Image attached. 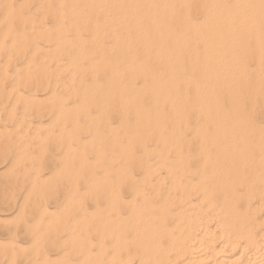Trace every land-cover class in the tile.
<instances>
[{"label": "bare ground", "instance_id": "6f19581e", "mask_svg": "<svg viewBox=\"0 0 264 264\" xmlns=\"http://www.w3.org/2000/svg\"><path fill=\"white\" fill-rule=\"evenodd\" d=\"M6 1L8 2V0ZM13 1L15 2V0ZM13 1H11V5ZM45 1L46 0L43 2L44 4H46ZM57 1L58 2H55L56 4L58 3V7L57 5L54 6L57 7L58 13H54L53 15H56V18L58 14L57 19L59 18V21L56 24L58 30L57 34H60V36L57 38L55 37V48H58V50L61 47L63 50L66 47L69 48L68 46H70V44L68 43H70V40L67 38L66 34L68 33H66V30H70L69 32L72 33L74 41L77 43L75 51H73L74 54L70 56V58H68V55L72 54V52L69 53L71 50L66 49V53H69L66 55L68 61L67 63L63 61L66 63L67 68L70 69L71 76L74 77L76 74L80 76L84 72L83 64H81L82 61L86 60V62H91V56L88 55L87 48L85 49L84 47L87 43L84 45V41L80 39L81 29L89 26L88 28H90L91 34H89L87 28L88 32L85 31V34L88 33L90 35V40L94 47H99L100 39L102 37L104 38L105 35H108L110 38V44L109 46L107 45L108 47L106 46V53L109 54V61H111L113 65L106 64L101 56L100 58H96L94 65L97 63V66H95L96 69L109 68L107 69L109 70V74L105 73V75L108 74L110 78L109 82H111L113 92L121 93L119 95L121 96L122 110L120 125H122L124 129L123 137L126 138H123L125 140L124 146L122 145L124 154H121L122 156L124 155V160H122L123 162L125 161L124 168L126 171L123 172L122 177L125 183L124 188L127 189V193L125 194L129 193V196L124 200L121 198L123 200L124 218L122 215L120 218L117 210L118 206H121V204L119 205L121 199L116 192L112 193L113 199L110 202V214H107V218H112V224L116 226H114L115 232L105 233L106 231H101L97 233V238L94 239L96 242L93 243L95 244L93 247L96 246V253L94 258H92L94 261L93 263L264 264V6L263 4L261 6L262 0H233V5L230 8L225 6L224 0H210L209 4L202 9V15L203 22L211 26L208 28L205 27L204 32L200 33L197 32L199 23H194L189 17L190 9H192V5L196 3H193L192 0ZM5 2L4 4H7ZM25 4L27 3L25 2ZM247 5L252 11L248 10ZM16 7L18 8L19 6ZM19 9L20 8H18V10ZM50 11L52 12L53 10ZM255 13L258 17L253 16ZM180 14L182 17L179 16ZM7 15L8 13H6V16ZM53 15L52 17H54ZM46 16L49 18V15ZM52 17L50 15V19H52ZM97 17H100V19H97ZM14 21L15 20H13V22ZM175 22L179 23V25H181L180 27L185 28L186 31L193 34L194 38L188 45L186 43L188 32L181 33V35L177 36L173 34L174 32L171 34V32L167 31L164 33V36H160L163 29L174 25ZM19 24L18 26H20ZM146 26L152 30L153 39L157 41V44H151L149 41L150 36L146 34ZM149 28L147 30H149ZM52 29H50V31H52ZM54 32L56 33V30ZM104 32L106 33L105 35H103ZM41 36L43 38V35ZM108 37L106 36V39ZM51 38L53 37L51 36ZM31 40H33V37ZM50 41L54 40L52 39ZM196 42H200L201 44L200 52L196 50V44H198ZM52 43L54 42H51V44ZM168 47H171V49L173 47V50L178 47V50L173 55L167 50ZM58 50H56V52ZM51 53L53 55V52ZM63 56L58 57L60 58ZM249 56H255V61H253L256 65L253 73L249 72L245 67L246 59ZM51 58L53 59V57ZM52 61L54 62V60ZM155 61L157 63L150 67L149 63ZM185 62L189 65L186 66L187 69L188 67L190 68L189 71L193 74V79L179 75L183 72H180V70L185 68L183 67V63ZM86 68L85 65V71ZM93 73L95 74L96 71ZM248 74L253 78L249 87H247L246 83ZM101 76L102 74L98 77L101 78ZM68 77H70V75ZM82 81L84 80L82 79ZM69 85L71 84L69 83ZM85 85L84 86L87 87L86 83ZM26 86L27 85H25V87ZM68 88L71 95L78 91L74 87L68 86ZM62 89L64 88L62 87ZM81 90L84 91L83 88ZM96 91L94 92V97H96ZM188 91L191 93V103H189L186 96H184L188 94ZM51 92L53 93V91ZM80 92L82 93V91ZM12 93H15V91ZM49 95L51 97V94ZM117 95L118 94H116V96ZM83 97L84 96L81 98ZM144 97L147 99L145 100L148 101L147 105L143 104ZM71 98L75 100V95L74 97H70V99ZM117 99H119V97H117ZM62 100L64 101L65 99ZM50 101L53 102L54 100L50 99ZM57 102L58 100L55 103L53 102V106ZM246 102L248 103V107H246ZM59 103H61L60 100ZM74 107L75 106L72 107L73 112L75 110ZM86 107L88 109L89 106ZM99 107L101 108V106ZM117 107H119V105H117ZM50 110L51 109H49V111ZM59 111H61V109ZM101 111L103 112L102 109ZM81 112L82 111H80V113ZM80 113L78 114L79 116ZM83 113L81 115H83ZM117 113L119 115V112ZM66 114L68 115V113H65V116L68 117ZM59 115L62 114L59 113ZM71 115L72 118L73 113H71ZM97 115L101 118V114ZM57 116L58 115H55L54 117ZM190 116H193L194 122L192 123V128L190 127L191 131L188 132L191 133L189 134V138L182 130L188 127V118ZM106 117L108 118V116ZM117 118L115 117V120ZM62 119L65 120V118ZM68 119L70 120V118ZM74 119L75 118H73V120ZM107 122L110 124L109 121ZM67 123L70 122L67 121ZM104 123L105 122L102 124ZM14 129H16V127ZM86 129L87 128H85L84 131H87ZM109 129L111 130V126ZM117 129L119 131V128ZM72 130L74 132L75 129ZM120 131H122V129ZM33 132L35 133V131ZM99 132L98 134H100ZM88 133L91 132L89 131ZM117 133L119 139L120 134L119 132ZM107 134L109 133L107 132ZM55 135H57V133ZM88 135L89 134H87V136ZM43 136L41 140H43ZM92 137L95 136L92 135ZM97 137L99 136L97 135ZM75 139L79 141L77 137L75 138L74 136V140ZM96 140L97 139H95V141ZM53 143L55 142L53 141ZM62 143H64V141ZM90 143L89 140V144ZM64 144H66V142ZM94 145H97V143ZM115 145L116 142L114 146ZM60 146H62V144ZM63 147L65 146L63 145ZM117 148L120 147L117 146ZM96 151L97 146L95 152ZM98 153L100 152H97V154ZM97 154L95 153V155ZM98 155L100 156L101 154ZM110 155L111 154H109V156ZM103 157L105 156L103 155ZM100 159H103L102 156L99 160ZM115 160L118 161L117 157ZM85 163L87 162L85 161ZM97 163L95 164L97 165ZM115 163L113 162V164ZM109 164L112 165L111 160ZM132 167H137L139 170L141 169V179L138 178L140 179L138 183L131 174L130 169ZM111 169L113 170V168ZM55 174H57V172ZM90 175L89 177H91ZM93 175L97 174L93 173ZM78 179H76L77 182ZM109 181L110 180L106 182L107 185ZM102 182L104 186L105 182L101 181V183ZM88 184L89 183H87V186H89ZM100 185L102 186V184ZM73 186L74 185L71 186V189ZM104 187L105 189L102 187L104 191L108 190L106 186ZM102 188L100 190H102ZM121 190L122 189H120V191ZM84 193L82 194L84 195ZM90 194L92 195V193ZM77 195L75 194V196ZM106 195L104 194V197ZM91 197L92 196L88 198L91 199ZM99 199L97 202H99ZM104 200V202L108 203L107 199ZM69 201L67 198L66 202ZM70 202L69 205H71ZM78 202L80 201L78 200ZM94 207L96 208V206ZM65 208L67 209V207ZM99 210L100 208H98V211ZM101 211H99V213ZM103 216L104 215H102V217ZM81 218V220H84L83 217ZM102 221L104 222V220ZM110 228L112 229V226ZM100 230L101 228L98 231ZM107 244L110 245L111 249L107 247ZM68 246L69 247L66 248L69 249L71 245L69 244ZM86 247L89 248L88 245ZM75 249L74 251L76 252ZM71 251H73V249ZM83 258L85 257L82 256V259ZM84 262H86V260H84Z\"/></svg>", "mask_w": 264, "mask_h": 264}, {"label": "rangeland", "instance_id": "374dc122", "mask_svg": "<svg viewBox=\"0 0 264 264\" xmlns=\"http://www.w3.org/2000/svg\"><path fill=\"white\" fill-rule=\"evenodd\" d=\"M5 1L6 0H0V5H1L0 7H2V8H0V32H1L0 33V130H1L0 131V264H77V263L80 264L81 261H82L81 264L82 263L83 264H90V263L94 264L93 263L94 261L92 258H94V255L96 253V251H95L96 246L93 247V245H95L93 243L96 242V240H94V239L97 238L96 237L97 233H99L101 231L102 232L106 231L105 233L115 232V229H114L115 225L112 224L113 223V220H111L112 218L111 219L107 218L108 215L110 214L109 208H110V202L113 199L112 193L116 192L118 194L119 198L120 199L122 198L123 200L126 197L128 198V196H129V193L125 194V193H127V189L124 188L125 183H124V180L122 177L123 172L126 171L124 168L125 167V164H124L125 161L123 162L124 155L123 156L121 155L123 153L122 149H123L124 142H125L124 139H126V138L123 137L124 136L123 135L124 129H123L122 125H120L121 119H122V110H121V96H119V95L121 93H114L113 92L111 82H109L110 81V78L108 76L109 70H107L109 68L107 67V69L106 68L96 69L95 66H97V63L94 65L96 58H100V56L106 64H110L111 66L113 65V64H111V61H109V58H110L109 54L106 53L107 52L106 46L107 45L109 46L110 38L108 37V35H105L106 33L104 32L103 35H105V36H104V38L102 37L100 39L99 47L98 46L94 47L92 44V41L90 40L89 34H91V32H90L91 30H90V28H88L89 26L81 29V31L83 30L84 32L82 31L83 32L82 33L80 31V39L82 41H84L83 42L84 45H86L85 43H87V45L84 47H85V49L87 48L88 55L91 56V62H88V61L86 62V60L82 61L81 64H83V67H84L83 73H85V74H83V73L81 75L79 74L80 76H78V74H76L77 76L74 75V77H75V79H74V77L71 76V74H70V69L67 68V66H66L68 58H70V56H73V54H74L73 51H75V48L77 46V43H76V41H74V37L72 36V33L69 32L70 30L69 31L66 30L67 32L65 31L66 33H68V34H66L68 40H70V43H68V44H70V46H68L69 48L66 47L64 50L62 47L59 48V50H58V48H55V44H56L55 40L58 36H60V34L59 35L57 34L58 30H57V24H56L59 21V18L57 19L58 14H57L56 18H55L56 15H53L54 13H58L57 12L58 3L56 4V2H58V1L57 0H46L45 1L46 4L43 3L44 0H36V1L35 0H23V1L22 0H15V2L13 0H8L9 3L7 1L6 2ZM11 1H13L12 5H11ZM20 1H21V3H20ZM224 1L226 4L225 6L227 8H230L233 5V0L232 1L231 0H229V1L224 0ZM263 1L264 0L261 1V6H262V4L264 6ZM1 2L3 4H4V2L7 4L3 5ZM25 2L27 4H25ZM37 2H39V3H37ZM192 2L193 3L196 2V3L192 5L193 11H192V9H190L189 17L191 18L192 21H194V23H196V24L199 23L197 32L198 33L204 32L205 27L208 28L211 25L209 26L208 23L203 22L202 9L205 8L207 6V4H209L210 0H192ZM18 3H20V4H18ZM15 5L19 6L18 8H20V9L18 10V8ZM54 5L55 6L57 5V7H55ZM25 7H26V9H25ZM247 7H248V10L252 11L248 5H247ZM50 10H53V11L51 12ZM13 11H16V12H13ZM6 13H8L7 16H6ZM2 14H3V16H2ZM46 15H49V18ZM50 15H51V17H52V15L54 16V17H52L53 20L50 19ZM179 16L182 17L181 14ZM253 16L258 17V16H256V13L253 14ZM3 17H5V18H3ZM1 18H2V20H1ZM98 18L100 19V17H97V19ZM13 20H15L16 22L15 21L13 22ZM18 20H19V22H18ZM22 23H23V25H22ZM18 24L20 26H18ZM39 24L41 25V27ZM176 26H177V29H176ZM180 26L181 25H179V23L175 22L174 25H171L170 27L163 29V31L160 33V36L161 35L164 36V33H166L167 31L171 32V34L174 32L173 34L177 35V36L181 35V33L188 32V31H186L185 28L180 27ZM200 26H201V28H200ZM146 27H147L146 28V34L150 36L149 41L151 42V44H157L156 43L157 41L153 39L154 37L152 35V30L148 26H146ZM86 28L88 29L89 34L88 33L85 34V31L88 32ZM148 28H149V30H147ZM50 29H52V31H50ZM31 30H32V32H31ZM55 30H56V33L54 32ZM65 32H64V34H65ZM8 33H9V35H8ZM28 33L29 34L31 33L32 35L31 34L29 35ZM49 34L53 38H51V36ZM41 35H43V38ZM106 36L109 39L108 38L106 39ZM32 37H33L34 41L31 40ZM87 38L89 39V41ZM193 38H194L193 34L188 32L187 37H186L187 45L190 41L193 40ZM52 39L54 41H50ZM105 39H106V41H105ZM47 41L48 42L50 41V42L48 43ZM71 41H72V43H71ZM51 42H54V43L51 44ZM249 42H250V40H249ZM88 43H89V45H88ZM196 43H198V44H196V46H197L196 50H197V52H200L201 44H200V42H196ZM91 44H92V46H91ZM72 46H74V47H72ZM50 48H52V49H50ZM46 49H48L50 51H48ZM54 49H56L58 51L56 52V50H54ZM66 49L71 50L69 53L72 52V54L68 53L69 54L68 55L66 53L67 52ZM167 50L169 51V53H172L174 55V53L178 50V47L174 48V50H173V47H172V49H171V47H168ZM51 52H53V55ZM64 53H66V54H64ZM63 54H64V56H63ZM66 55H68V58ZM58 56H63V57H60L61 58L60 59ZM51 57H53V59ZM254 58H255V56H249L245 62V67L251 73H253V70L255 69L254 67L256 65L254 63V61H255ZM52 60H54V62ZM63 61H65L66 63ZM249 62H250V64H249ZM156 63H157L156 61L150 62L149 66L151 67V66L155 65ZM85 65L87 67L86 71H85ZM186 65H188L187 62L183 63V67H185V68H182V70H180V72L181 71H183V72H181V73L179 72L180 73L179 75L182 77H185V78H192L193 79V74L189 71L190 70L189 67L187 69ZM91 66H92V68H91ZM263 70H264V68H263ZM94 71H96L95 74L93 73ZM188 71H189V73H188ZM105 73H108V74L105 75ZM97 74H99V75H97ZM101 74H102V76H101L102 79L100 77H98ZM69 75H70V77H68ZM65 78H66V80H65ZM82 79L84 81H82ZM107 79H108V81H107ZM252 79L253 78H251V76H249V74H248L247 79H246L247 87H249L250 84L252 83ZM66 81H68V82H66ZM141 81H142V79H141ZM83 82H84V84H83ZM89 82H91V83H89ZM69 83L71 85H69ZM85 83L87 84V87H85L86 86ZM78 84H79L80 89L78 87ZM25 85H27V86L25 87ZM31 85H32V87H31ZM61 85L64 89H62ZM108 85H109V87H108ZM68 86L74 87L78 91L72 93V95H71L69 93ZM103 87H105V88H103ZM82 88L86 92L81 90ZM99 88H100V90H99ZM59 89L61 90V92ZM14 91H15V93H12ZM51 91H53V93ZM80 91H82V93ZM87 91H89V92H87ZM95 91H96V97H94ZM18 92H21V93H18ZM189 92L190 91H188L189 95L186 93H185L186 95H184V94L183 95L186 96L187 101H189V103H191V96H190L191 93H189ZM62 93H64V94H62ZM91 93L93 94V96ZM49 94H51V97ZM73 94L75 95V100H72V98L70 99V97H74ZM116 94H118V95L116 96ZM57 95H58V97H57ZM82 96H84V97L81 98ZM189 96H190V100H189ZM76 97L80 101L77 100ZM78 97H80V98H78ZM117 97H119V99H117ZM15 98H17V99H15ZM56 98H59V99H56ZM96 98H97V100H96ZM101 98H102V101H101ZM38 99H39V101H38ZM41 99H43V100H41ZM50 99L54 100L53 101L54 103L58 100V102L56 103L58 105L54 104V106H53V102L50 101ZM62 99H65V100L63 101ZM145 99L146 98L144 97L143 98V104L147 105L148 101H146L147 99L146 100ZM59 100L61 103H59ZM90 101H91V103H90ZM42 102H43V104H42ZM82 102L85 105H83ZM113 102H114V104H113ZM145 102H146V104H145ZM86 103H87V105H86ZM98 104H99V106H101V108L98 106ZM102 104H103V106H102ZM55 105H56V108H55ZM117 105H119V107H117ZM14 106H16V107H14ZM71 106L72 107L75 106L74 112H73ZM86 106H89L90 109H89V107L87 109ZM62 107H63V109H62ZM246 107H248L247 102H246ZM48 108L51 110L49 111ZM52 108H53V110H52ZM57 108L59 110L61 109V111H59ZM79 108H80V110H79ZM83 108H84V110H83ZM93 108H96V109H93ZM116 108H118V109H116ZM10 109H11V111H10ZM54 109H55V111H54ZM92 109H93V111H92ZM101 109L103 110L104 113L101 111ZM114 109L117 112H119V115ZM56 110H57V112H56ZM37 111L39 112V114ZM76 111H78V112H76ZM80 111H82V112L80 113ZM64 112L68 113V115L66 114L68 117L65 116ZM70 112L73 113L72 118H71L72 115ZM98 112H100V113H98ZM54 113H55V115H58V116L54 117L55 116ZM59 113H61L63 115V117H62V115H59ZM79 113H80V116L78 115ZM82 113H83V115H81ZM75 114H77V115H75ZM97 114H99V115L101 114L100 115L101 118H99V116ZM104 114H105V116H104ZM74 116H76V117H74ZM106 116H108V118ZM58 117L60 120L58 119ZM115 117L116 118L118 117L116 120L119 123L115 120ZM62 118H65V120L66 119L67 120L65 121ZM68 118H70V120ZM73 118H75V119L73 120ZM76 118H79V119H76ZM67 121L70 122L71 124L67 123ZM102 121L105 123L102 124L103 123ZM107 121H109L110 124ZM259 121H261V120H259ZM50 122H51V124H50ZM55 122H56V126H55ZM94 122H95V125H94ZM193 122H194V118H193V116H190L188 118V127L186 129L182 130L185 135L189 136V138H190L189 134H191V133H188V132L191 131V128L193 126V124H192ZM59 124H61V125H59ZM64 124H65L66 128L64 127ZM100 124H102V125H100ZM107 124H109V125H107ZM82 125L84 128L82 127ZM87 125L89 126V128ZM97 125H99V126H97ZM110 126H111V130L109 129ZM15 127H16V129H14ZM85 128H87L86 130L87 131L89 130L91 133H88L89 131L88 132L84 131ZM117 128H119V131ZM72 129H75L74 132ZM95 129H96V131H95ZM121 129H122V131H120ZM59 130H60V132H59ZM24 131H25V133H24ZM33 131H35V133ZM106 131L109 134H107ZM114 131L116 134L114 133ZM84 132H86L89 135L87 136V134ZM98 132L102 135L98 134ZM117 132H119V134L121 135V136L119 135V139H118V133ZM186 132H187V134H186ZM19 133H20V135H19ZM56 133H57V135H55ZM92 133H94V134H92ZM96 134L99 137H97ZM46 135H47V137H46ZM92 135L95 137H92ZM42 136H43V140L45 142L43 140H41ZM50 136H51V138H50ZM56 136H57V138H56ZM74 136H75V138L77 137V140H79V141H76V139L74 140ZM59 137L61 140L59 139ZM65 138H66V140H65ZM71 138H72V140H71ZM94 138L97 140L95 141ZM88 139L91 142L90 144H89ZM93 140H94V142H93ZM118 140H119V142H118ZM53 141L55 143H53ZM63 141H64V143L66 142V144L62 143ZM98 141H99V143H98ZM27 142H28V144H27ZM50 142H51V144H50ZM115 142H116V145L114 146ZM59 143H60V145L62 144V146H60ZM96 143H97V145H94ZM117 143H119L120 145ZM63 145L65 147H63ZM108 145L110 146V148ZM111 145H113V146H111ZM96 146H97V151L95 152ZM117 146L120 148H117ZM60 147H62L63 149ZM115 147L117 148V150ZM75 150H77V151H75ZM111 150H113V151H111ZM67 151H68V153H67ZM89 151H90V153H89ZM102 151H103V153H102ZM110 151H111V153H110ZM23 152H24V154H23ZM94 152L96 154H97V152H100L98 154H101V155L100 156L98 154L95 155ZM109 154H111V155L109 156ZM103 155L105 157H103ZM101 156L103 159L99 160V158H101ZM116 157H117L118 161L115 160ZM66 158H68V159H66ZM74 159H75V161H74ZM109 159L111 160L112 165L109 164V162H110ZM63 160H65V161H63ZM96 160L98 163L96 162ZM108 160H109V162H108ZM81 161H82V163H81ZM85 161L87 163H85ZM92 162L97 163V165L95 163L93 164ZM101 162H102V165H101ZM113 162L114 163L116 162L117 164L116 163L113 164ZM98 164H100V165H98ZM90 165L91 166L93 165V166L91 167ZM115 165L116 166L118 165L117 166L118 169ZM94 166H96L97 169ZM111 168H113V170ZM105 170H107V171H105ZM109 171H110V173H109ZM130 171H131V174L133 175L134 179H136V181L138 183V180L141 179V169L139 170V168H137V167H132L130 169ZM56 172H57V174H55ZM78 173H79V175H78ZM93 173L97 174V175H93ZM103 174H105V175H103ZM108 174L112 178H110L108 176ZM89 175L91 177H89ZM96 177L98 180L96 179ZM104 177H105V179H104ZM75 178L76 179L80 178V179H78V182H77V180ZM93 178H95V179H93ZM138 178H140V179H138ZM99 180H100V182H99ZM108 180H110L109 181L110 184L108 182V185H107L106 182ZM118 180L121 182H119ZM101 181L105 182L104 186H106V189H108V190H105L106 193L104 191V189H105V187L103 186L104 183L103 182L101 183ZM114 182L116 183V185ZM85 183H86V185H85ZM87 183H89L88 184L89 186H87ZM120 183H122V184H120ZM100 184H102V186ZM72 185H74V186L71 189ZM120 185H121V187H120ZM74 187L77 189H75ZM100 187L101 188L103 187L104 189L102 188V190H100L101 189ZM116 187H117V190H116ZM120 189H122V190L120 191ZM92 191L94 192V194ZM82 193H84V195ZM90 193H92V195ZM103 193L105 195L106 194H108V195H106L104 197ZM75 194L76 195L78 194V195L75 196ZM98 194H99V196H98ZM90 196H92L93 198L91 197V199H89ZM67 198H68V201L70 199L71 202L70 201L69 202L71 205H69V202H66ZM99 198H101V199H99ZM98 199H99V202H97ZM104 199H107L109 204L107 202H104L105 201ZM122 199L120 200V203H119V205L121 204V206H118L117 212H118L119 217L122 215V217L124 218V210H123V204H122L123 200ZM78 200L80 202H78ZM72 203H73V205H72ZM107 205H108V207H107ZM94 206H96V208ZM65 207H67V209ZM98 208H100L99 211L102 210L103 213H102V211L99 213ZM107 209H108V211H107ZM77 210H78V212H77ZM104 213H106V214H104ZM102 215H104V216L102 217ZM81 217H83L84 220H81L82 219ZM90 217H92V218H90ZM76 218H77V220H76ZM100 218L102 220H104V222ZM108 219H109V221H108ZM80 221H81V223H80ZM73 222L76 223V226H75V223H73ZM109 222H111V223H109ZM108 225H110V226H108ZM84 226H85V228H84ZM111 226H112V229L110 228ZM81 227H83V228H81ZM108 227H109V229H108ZM100 228H101V230L98 231ZM84 229H85V231H84ZM87 238L89 239V241ZM83 239H84V242H83ZM64 242H66L67 244ZM80 242L81 243L83 242V243L81 244ZM106 242H108V241H106ZM69 244L71 246L68 249L66 247H69L68 246ZM84 244H85V246H84ZM72 245H74V246H72ZM87 245L89 246V248L86 247ZM81 247H82V249H81ZM107 247L110 248V245H108ZM75 248H77V249H75ZM72 249H73V251H71ZM74 249L76 250V252L74 251ZM69 252H70V254H69ZM85 255H87V256H85ZM82 256L85 258L82 259ZM84 260H86V262H84Z\"/></svg>", "mask_w": 264, "mask_h": 264}]
</instances>
